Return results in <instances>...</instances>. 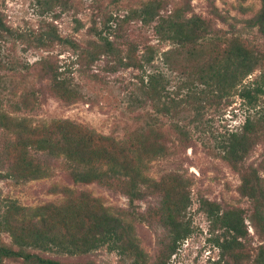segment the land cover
<instances>
[{
  "label": "rangeland",
  "instance_id": "374dc122",
  "mask_svg": "<svg viewBox=\"0 0 264 264\" xmlns=\"http://www.w3.org/2000/svg\"><path fill=\"white\" fill-rule=\"evenodd\" d=\"M37 1L0 0V14L5 22L23 33L22 37L0 38L1 59L5 64L0 70V114L26 120L33 126L70 119L123 140L145 141L154 134H162L165 152L148 163L146 173L159 180L179 172L190 180L187 218L195 227L168 264H213L220 257V250L210 241V223L200 208L201 199L216 200L227 208L249 204L240 193L239 174L223 158L219 146L224 136L242 128L249 112L235 90L224 93L210 90L197 80L192 83L193 72L214 55L215 44H211L214 41L201 42L196 50L190 51L160 37L156 21L145 23L140 18H130L145 3L158 0H53L49 10L45 3ZM159 1L163 15H200L219 29L243 34L264 50V37L247 24L260 10L261 0ZM50 23L56 25L67 42L47 38L42 45L36 40L49 31ZM106 41H111L114 49L102 53ZM129 59L142 67L126 66L124 63ZM154 72L166 77L168 97L158 103L160 108L167 104L168 113L155 105L143 86V79L147 81ZM259 73L257 69L249 79ZM55 74L65 86L74 89L75 98L64 100L57 96L53 90ZM13 139L10 131L0 128V152L3 144ZM248 163L258 167L264 163V143L256 146ZM72 170L60 158L51 162L49 175L30 180L0 178V218L15 200L25 206L62 204L68 198L62 187L89 192L106 206L130 208L124 193L96 182L75 181ZM157 200L153 197L136 200L135 212L140 217ZM246 222L250 243L255 248L261 244L260 238L249 218ZM136 233L141 245L154 257L164 229L140 217ZM1 243L20 249L6 231L1 235ZM24 250L62 262L132 264L130 257L106 246L74 255L34 247ZM3 264L38 263L10 257Z\"/></svg>",
  "mask_w": 264,
  "mask_h": 264
},
{
  "label": "trees",
  "instance_id": "16d2710c",
  "mask_svg": "<svg viewBox=\"0 0 264 264\" xmlns=\"http://www.w3.org/2000/svg\"><path fill=\"white\" fill-rule=\"evenodd\" d=\"M52 1L37 2L45 3L49 10ZM160 8L161 1H149L130 18H140L145 23L156 21L155 29L160 37L171 39L190 51L196 50L201 42L214 41L211 43L215 44L214 55L193 72L192 83L197 80L210 90L224 93L235 90L249 112L242 128L224 136L219 144L223 158L241 178L239 190L249 200L248 206L227 208L216 200L203 198L200 201V208L210 223V241L220 250V257L213 264H264V163L260 167L248 163L256 146L264 143V50L254 46L243 34L219 29L200 15H163ZM77 22L79 27L78 19ZM247 24L264 37V0ZM49 25V31L36 37L40 44L45 45L48 39L68 41L59 34L54 23ZM6 35L22 37L23 33L9 26L0 14V38ZM101 48L102 53L111 52L114 46L106 41ZM132 60L124 64L142 67ZM4 66L0 49V70ZM257 69L259 75L249 79ZM165 79L161 72L149 74L147 81L143 79L146 92L158 108V102L168 97ZM53 80V90L58 97L67 100L77 96L74 89L60 81L58 74ZM160 110L168 113L170 107L163 104ZM0 128H6L14 136L13 141L2 146L0 178H40L50 174L53 160L63 158L73 168L75 181L96 182L120 191L129 198L130 207L106 206L89 192H75L67 187L61 189L68 196L62 204L25 206L11 201L0 218V264L10 257H22L38 264H79L42 257L24 248L74 255L103 246L130 257L132 264H168L195 231L193 222L187 218L191 203L190 180L179 172L169 173L159 180L146 173L148 163L165 152L162 134H154L145 141L123 140L70 119H55L49 124L33 126L6 113L0 114ZM148 197L158 200L140 217L165 231L154 257L144 249L136 233L140 217L135 212V201ZM248 218L261 241L255 248L250 243ZM5 231L20 249L1 243Z\"/></svg>",
  "mask_w": 264,
  "mask_h": 264
}]
</instances>
